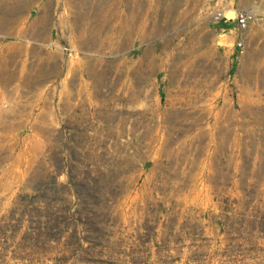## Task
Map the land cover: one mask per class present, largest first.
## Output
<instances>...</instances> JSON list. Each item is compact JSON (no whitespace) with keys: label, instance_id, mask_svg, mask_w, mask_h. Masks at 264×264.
Instances as JSON below:
<instances>
[{"label":"rangeland","instance_id":"obj_1","mask_svg":"<svg viewBox=\"0 0 264 264\" xmlns=\"http://www.w3.org/2000/svg\"><path fill=\"white\" fill-rule=\"evenodd\" d=\"M0 264H264V0H0Z\"/></svg>","mask_w":264,"mask_h":264},{"label":"built area","instance_id":"obj_2","mask_svg":"<svg viewBox=\"0 0 264 264\" xmlns=\"http://www.w3.org/2000/svg\"><path fill=\"white\" fill-rule=\"evenodd\" d=\"M215 18L217 21H221L224 19L227 20H235L238 24V27L240 29H246L249 25V23L252 21L253 19V14L249 11H237L236 12V17L235 18H229L227 16L226 12H223L221 10L216 11L215 13ZM239 45H241V43H239Z\"/></svg>","mask_w":264,"mask_h":264},{"label":"bare ground","instance_id":"obj_3","mask_svg":"<svg viewBox=\"0 0 264 264\" xmlns=\"http://www.w3.org/2000/svg\"><path fill=\"white\" fill-rule=\"evenodd\" d=\"M17 8H18V7H17ZM18 9H21V8L19 7ZM232 12H235V14H236L237 11H235V10L233 11V10H232ZM235 17H236V16H235ZM51 55H52V54H51ZM51 55H49V57H50Z\"/></svg>","mask_w":264,"mask_h":264}]
</instances>
